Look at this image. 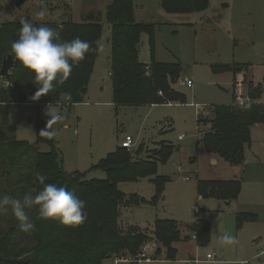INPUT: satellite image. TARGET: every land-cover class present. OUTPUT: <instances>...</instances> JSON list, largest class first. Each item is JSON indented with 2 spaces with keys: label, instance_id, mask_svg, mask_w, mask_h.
I'll use <instances>...</instances> for the list:
<instances>
[{
  "label": "rangeland",
  "instance_id": "rangeland-1",
  "mask_svg": "<svg viewBox=\"0 0 264 264\" xmlns=\"http://www.w3.org/2000/svg\"><path fill=\"white\" fill-rule=\"evenodd\" d=\"M113 1L27 0L21 4V0H0L2 22H61L68 16L81 22L97 10L102 13L104 28L83 101L66 106L48 102L9 104L8 120L16 127L17 139L35 144L38 124L49 120L46 110L62 114V120L50 125L53 145L42 142L40 150L55 147L63 158L64 169L83 173L89 181L106 178L96 166L128 135L135 143L131 153L142 159L155 160L161 144H170L175 150L165 162L155 161V172L117 182L121 193L137 194L143 199L138 205L127 206L124 202L120 206L121 224L151 228L157 220L173 219L182 233V240L174 244L179 250L175 261L167 260L164 250L158 255L149 251L152 261L138 264H222L207 259L212 251L227 264L236 259L237 264L250 259L254 264H264V120L251 128L244 169L216 155L219 162H213L200 139L205 123L198 121L200 113L213 117L212 107L232 105L235 92L240 104L259 103L264 118V0H210L209 8L199 13L167 12L161 0H132L137 22L151 27L150 32L141 34L139 60L150 63L153 55L160 62L180 63L181 76L173 86L186 95L184 104L132 106L113 103L112 25L106 18L107 7ZM39 11L44 12L43 17L37 15ZM235 64L247 65L248 69L245 72L239 67L234 76L226 67ZM184 79L192 80L193 86L188 87ZM1 82L5 83L4 78ZM161 176L166 180L158 193L156 182ZM230 179L242 181V192L230 202L200 192L202 181ZM242 213H256L259 220L241 224L237 217ZM199 220L211 222L212 237L207 246L197 245L191 237L189 226ZM225 233L234 236L235 243H223L220 237ZM187 235L189 240L185 239ZM151 244L155 249L162 247L159 242ZM102 264L134 263H115V256H111Z\"/></svg>",
  "mask_w": 264,
  "mask_h": 264
},
{
  "label": "trees",
  "instance_id": "trees-1",
  "mask_svg": "<svg viewBox=\"0 0 264 264\" xmlns=\"http://www.w3.org/2000/svg\"><path fill=\"white\" fill-rule=\"evenodd\" d=\"M27 0H21V4ZM163 9L170 13H199L206 11L210 0H161ZM1 10V8H0ZM111 27V76L113 82V103L117 106L140 104L186 103V95L174 88L181 76V64L155 60L150 63L139 60L137 44L141 34L150 32L148 24L137 22L132 0H114L106 10ZM21 21H0V71L6 55L11 54L12 42L19 37ZM32 22L34 26H47L55 30L61 41L76 38L88 41L91 48L83 60L73 65L72 72L63 85L54 91L33 100L37 86L32 75L22 68L21 62L15 66L10 78L0 75V195L22 198L33 195L43 188L38 174L46 176L45 184L55 183L66 186L85 202L84 221L75 227H65L56 220L37 219L35 207L28 209L27 215L35 224L31 232H23L11 208L0 211V264H102L111 256H138L143 247L159 242L155 254L165 251L168 260H176L178 249L174 244L182 240L179 224L173 219H160L153 227L144 228L138 224L119 222L122 204H140L143 199L137 194L126 195L117 188L118 181H132L148 172H155V161L165 162L175 147L162 143L158 157L154 159L136 157L130 150L119 147L105 156L96 167L106 173L105 179L87 180L78 171L68 172L63 167V158L53 147L41 151L39 144L53 145L51 135H40L47 123L38 124V140L35 144L19 140L16 127L8 120L7 106L11 103H63V93L70 92V104L83 101L88 91V82L99 54V42L103 36L102 13L94 10L83 21L76 22L68 16L61 22ZM244 64L228 65L234 76ZM1 78L5 83L2 84ZM162 92L160 94L159 92ZM261 94V90L258 92ZM239 94L234 93L232 105L212 107L213 117L198 115L199 123H205L201 135L207 152L229 162L233 166H243L245 149L251 143L252 126L264 120L260 104L238 103ZM51 131V126H49ZM164 148V150H163ZM166 177H159L157 191L160 193ZM200 192L205 196H216L230 202L242 192L240 179L202 181ZM128 197V200L126 198ZM157 197V196H156ZM155 198V197H154ZM154 201H156L154 199ZM239 223L259 220L256 213L238 214ZM189 230L199 246H207L212 237V226L208 220H199L189 226ZM186 240L190 236L185 237Z\"/></svg>",
  "mask_w": 264,
  "mask_h": 264
},
{
  "label": "clouds",
  "instance_id": "clouds-1",
  "mask_svg": "<svg viewBox=\"0 0 264 264\" xmlns=\"http://www.w3.org/2000/svg\"><path fill=\"white\" fill-rule=\"evenodd\" d=\"M37 15L43 17L44 12L39 11ZM20 23L19 37L12 42L11 54L15 60L21 62L23 69L33 74L32 82L37 86V91L32 99L38 100L67 81L73 65L84 59L91 45L80 38L61 41L54 29L44 25L34 26L27 19H22ZM62 95L65 103L72 100L70 92L65 91ZM46 115L49 120L40 135L49 136L52 134L49 126L62 120L63 116L49 109L46 110ZM37 179L43 188L34 195L31 192L24 194L22 198L0 195V211L10 207L19 221L21 231L28 233L35 229V224L26 211L33 207L37 210V219L41 221L56 220L65 227H75L84 221L83 200L66 186L45 184L44 175L38 174ZM220 239L225 244L235 243V237L228 233Z\"/></svg>",
  "mask_w": 264,
  "mask_h": 264
},
{
  "label": "built area",
  "instance_id": "built-area-1",
  "mask_svg": "<svg viewBox=\"0 0 264 264\" xmlns=\"http://www.w3.org/2000/svg\"><path fill=\"white\" fill-rule=\"evenodd\" d=\"M183 82L188 86V87H192L193 86V82L190 79H184ZM160 94H162V92H159ZM121 147L127 148L128 150L132 151L134 149L135 143H134V139L132 136L128 135L126 136L120 144ZM187 179H189V177H187ZM151 251L152 253H155L156 249L155 247L151 244L148 243L146 244L141 253L136 256V257H126V256H115V263H119L122 261H130L134 264H138L141 263L142 261H146V262H150L152 261V256L148 255V252ZM207 259L209 261H216L217 260V254L215 252H211L208 253L207 255ZM196 262V260H195ZM239 264H254L252 260H246V261H241L239 262Z\"/></svg>",
  "mask_w": 264,
  "mask_h": 264
},
{
  "label": "water",
  "instance_id": "water-1",
  "mask_svg": "<svg viewBox=\"0 0 264 264\" xmlns=\"http://www.w3.org/2000/svg\"><path fill=\"white\" fill-rule=\"evenodd\" d=\"M140 46L139 44H137V49H139ZM20 63V61L18 60H15L13 58V55L12 54H8L6 55V57L4 58L3 60V64H2V67H1V71H0V75L2 77H5V78H10L11 75H12V71L13 69L15 68V66H17L18 64Z\"/></svg>",
  "mask_w": 264,
  "mask_h": 264
},
{
  "label": "crops",
  "instance_id": "crops-1",
  "mask_svg": "<svg viewBox=\"0 0 264 264\" xmlns=\"http://www.w3.org/2000/svg\"><path fill=\"white\" fill-rule=\"evenodd\" d=\"M238 85H242L241 83L240 84H238ZM212 160H213V162L214 163H218L219 161H218V158H216V157H214V155H212ZM236 167H240V168H245V163H244V165L243 166H236ZM256 222V221H255ZM129 224V223H128ZM154 226V225H153ZM191 237H193V236H191ZM194 239V238H193ZM195 240V239H194ZM196 241V240H195ZM198 245V244H197ZM212 252H215V251H212ZM216 254H217V260L216 261H213V262H219V263H222V264H227V262L225 261V260H223V259H221L220 257H219V255H218V253L217 252H215ZM155 254V253H154ZM178 254H179V250H178ZM177 259V258H176ZM168 260V259H167ZM251 260V259H250ZM169 261H175V260H169ZM189 261V260H188ZM192 263H195V259L194 260H190ZM237 261H238V259H236V260H231V262L232 263H229V264H237ZM253 261V260H252ZM241 262V261H240ZM238 264H239V262H238Z\"/></svg>",
  "mask_w": 264,
  "mask_h": 264
}]
</instances>
